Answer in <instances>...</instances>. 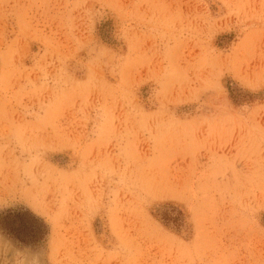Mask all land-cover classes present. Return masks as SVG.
Listing matches in <instances>:
<instances>
[{"label": "rangeland", "instance_id": "rangeland-1", "mask_svg": "<svg viewBox=\"0 0 264 264\" xmlns=\"http://www.w3.org/2000/svg\"><path fill=\"white\" fill-rule=\"evenodd\" d=\"M20 209L0 264H264V0H0Z\"/></svg>", "mask_w": 264, "mask_h": 264}, {"label": "trees", "instance_id": "trees-1", "mask_svg": "<svg viewBox=\"0 0 264 264\" xmlns=\"http://www.w3.org/2000/svg\"><path fill=\"white\" fill-rule=\"evenodd\" d=\"M164 221L169 225L175 224L177 220L165 217ZM0 229L20 244L28 247L40 245L49 236V228L46 222L26 209L10 210L2 215Z\"/></svg>", "mask_w": 264, "mask_h": 264}]
</instances>
